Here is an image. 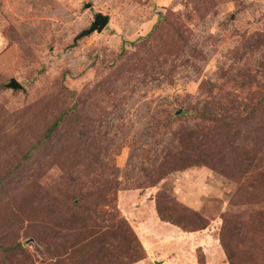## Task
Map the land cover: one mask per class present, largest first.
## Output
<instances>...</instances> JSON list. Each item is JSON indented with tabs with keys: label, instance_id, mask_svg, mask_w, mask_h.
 Masks as SVG:
<instances>
[{
	"label": "rangeland",
	"instance_id": "obj_1",
	"mask_svg": "<svg viewBox=\"0 0 264 264\" xmlns=\"http://www.w3.org/2000/svg\"><path fill=\"white\" fill-rule=\"evenodd\" d=\"M0 264H264V0H0Z\"/></svg>",
	"mask_w": 264,
	"mask_h": 264
},
{
	"label": "water",
	"instance_id": "obj_2",
	"mask_svg": "<svg viewBox=\"0 0 264 264\" xmlns=\"http://www.w3.org/2000/svg\"><path fill=\"white\" fill-rule=\"evenodd\" d=\"M90 6H91L90 4L87 5V7H90ZM109 20H110V17L108 15H104L101 12L96 13L94 16V21L92 22L91 26L87 29L82 30L75 37L74 43H77L79 39L85 36H88L95 31H102L105 28V26L108 24ZM7 86L14 90L23 88V85L16 78H11Z\"/></svg>",
	"mask_w": 264,
	"mask_h": 264
},
{
	"label": "trees",
	"instance_id": "obj_3",
	"mask_svg": "<svg viewBox=\"0 0 264 264\" xmlns=\"http://www.w3.org/2000/svg\"><path fill=\"white\" fill-rule=\"evenodd\" d=\"M59 124H60V120L59 119H57L53 124H52V126L50 127V128H48V130H47V133H46V135H45V141L46 140H48V139H50L51 137H52V135H53V133H54V131L56 130V128L59 126ZM158 208H159V210H161V207L159 206V204H158ZM159 213H160V216H161V219H163V220H165V217H164V215L161 213V211H159ZM195 216H197V218H198V215L195 213ZM167 221H169V220H167ZM175 223H177V224H179V225H181V222H178V221H174ZM209 225V223H208V220L206 219H200V223H199V225H197V229L199 228V229H204V228H206L207 226ZM182 226V225H181ZM139 246L141 247V244H139ZM227 248V247H226ZM228 255H229V258H230V260H231V254L228 252ZM142 256V255H141ZM145 257V256H144ZM139 259H143V256L142 257H140ZM138 259V260H139ZM137 260V261H138Z\"/></svg>",
	"mask_w": 264,
	"mask_h": 264
}]
</instances>
